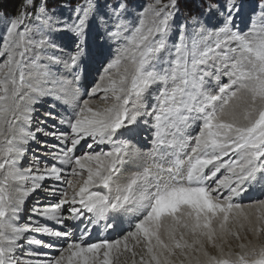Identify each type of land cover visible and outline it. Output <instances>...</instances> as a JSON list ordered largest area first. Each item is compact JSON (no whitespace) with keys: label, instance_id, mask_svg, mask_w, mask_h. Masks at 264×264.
Wrapping results in <instances>:
<instances>
[{"label":"snow or ice","instance_id":"obj_1","mask_svg":"<svg viewBox=\"0 0 264 264\" xmlns=\"http://www.w3.org/2000/svg\"><path fill=\"white\" fill-rule=\"evenodd\" d=\"M194 2L180 22L178 0H153L138 23L125 20L124 0H85L70 22L49 0H21L5 17L0 264H119L122 255L131 264H264V0ZM64 36L66 57L55 55ZM88 64L99 78L79 98ZM98 93L103 107L92 106ZM45 97L49 109L63 107L36 124L33 105ZM85 146L92 151L77 155ZM39 191L54 202L38 198L27 214ZM121 218L127 228L115 239H90Z\"/></svg>","mask_w":264,"mask_h":264},{"label":"bare ground","instance_id":"obj_2","mask_svg":"<svg viewBox=\"0 0 264 264\" xmlns=\"http://www.w3.org/2000/svg\"><path fill=\"white\" fill-rule=\"evenodd\" d=\"M62 11V10H61ZM64 14L63 16H61L62 19H66L67 18V15H65V13H61V15ZM72 18V17H71ZM129 18V17H128ZM68 20V19H66ZM69 21V20H68ZM71 21V20H70ZM69 21V22H70ZM90 25H93V20H90L89 21ZM4 27L0 30V39L3 37V33L5 32V29H6V26L3 25ZM95 26V25H94ZM92 26V27H94ZM2 27V26H1ZM91 27V28H92ZM173 33L170 34V40H172L171 38L174 36ZM169 40V41H170ZM60 44H61V47L65 48L66 51L65 52H56L55 55H63L66 57L67 55V51H70L71 49V39L69 38V36H64L62 37L59 41H58ZM171 44V43H170ZM3 47V45L1 46V48ZM115 50H113L114 52ZM114 54V53H113ZM165 57L167 56V53H164ZM3 58V57H1ZM41 63H48L47 61H41ZM53 67V70H55V67L56 66H52ZM97 69V66L94 65V64H88L86 66V69H85V75L81 78L80 82H79V92L76 93V95L79 97V98H86V95L85 94H81V90H85L86 92V87L92 83V71L93 70H96ZM27 70H30L31 72H33L34 74L35 73H39V72H43L45 71L44 68H38L35 70V67H32L30 69H27ZM61 72L62 74L67 77L69 80L72 79L71 75L67 72H63L62 70V66H61ZM95 77V76H94ZM99 78V76H96L95 77V80L97 81ZM226 80V78H225ZM29 82H33V81H29ZM214 83V82H213ZM92 84H95L94 82ZM73 87H75V84L73 85ZM91 88V87H89ZM24 92H27L28 89L25 88L23 90ZM102 95V93H98L97 96L95 97H92V101H93V104L92 106L93 107H103L104 106V103L102 101L99 100V96ZM48 98L45 97L42 99V102L40 103H37L35 105H33V107L36 109V112L33 114L34 115V119H35V123L38 124L39 123V119L40 118H44L43 117V113L45 111H52L54 112L56 115H59L60 114V108L63 107L62 105H58V107L56 109H49L48 107ZM25 104H27V101L24 102ZM148 103H149V107H151V105L153 104H156L157 101L155 99V96H149L148 98ZM47 119V118H46ZM53 123H56V121H52L51 119L48 120V124L47 125H44V127L46 128H49L50 129V125L53 124ZM199 125V122H195L192 124V126L187 129L186 131V135H190V136H194L196 133H197V126ZM35 126V125H34ZM197 128V129H196ZM151 132L152 130L149 129L148 132L146 134H142L141 135V140L143 141V143L141 144V149L144 153H147L149 151V149L151 148V139H152V136H151ZM143 138H147L148 140H144ZM40 139L44 140V139H51V138H45L43 136H40ZM54 142V141H53ZM36 147H39V145H36ZM109 146L108 145H96L95 146V151H100L102 148L103 149H107ZM89 151H92V149H88L87 147H85V149H79L77 151V155H80L81 153L83 152H89ZM31 159V154H29V160ZM44 159H47L48 160V163H52V161L50 159H48L47 157H44ZM25 166H27V162H24ZM41 168L44 167V164L41 163ZM226 172L224 169L221 170V173H218L219 176H223L225 175ZM129 175H131L130 172H125V178L128 177ZM46 185L47 184H50V183H54L52 181H47L45 182ZM39 198V201H40V206H46L47 204L51 203V202H54V201H51L50 198L47 197V194L43 191H39L38 193H35L33 194L32 197H30L27 201H26V206L31 208L36 204V200ZM245 199H247V197H245ZM30 210H29V213L27 214H30ZM27 220V217H25V221ZM43 223H45L46 225L48 226H51V227H59L58 225H55L53 222L51 221H42ZM114 224H116V227L114 229H110L108 231H104L103 230V222H101L100 225H97L94 227L93 229V238L94 240H102V239H115L117 237L118 234H120L124 229L127 228V218H121L120 221H113ZM32 235L36 236L37 238L39 239H42V240H48L49 238L47 236H43V235H40V234H37V233H33ZM78 235V233H77ZM230 243L232 244L233 246V251H236L238 250L235 245H236V242L233 240V241H230ZM25 247H28L27 245ZM34 247V246H33ZM225 250L227 251V246L225 247ZM37 251H40V252H48L50 255L53 254L52 253V250L50 249H44V248H38ZM137 251H139V249H137ZM58 255V253H55ZM34 259L36 257H33ZM40 259H43V257H39ZM138 259V257H137ZM119 264H131V258L130 256L128 255H122L120 257V260H119Z\"/></svg>","mask_w":264,"mask_h":264},{"label":"rangeland","instance_id":"obj_3","mask_svg":"<svg viewBox=\"0 0 264 264\" xmlns=\"http://www.w3.org/2000/svg\"><path fill=\"white\" fill-rule=\"evenodd\" d=\"M93 2H97V0H93ZM99 2L101 3V5H103V0H99ZM110 2H114V0H110ZM124 2L127 5V8L123 14L125 20L132 22V23H138V19H139L138 14L140 12H142L147 5L153 3V0H124ZM165 2H166V0H165ZM221 2H222V0H221ZM84 3H85V0H60V1L59 0H57V1L56 0H54V1L49 0L50 7L55 10V14L58 15L59 17H61L64 15V14L61 15V13H65V15H67L66 19H68L69 21L71 20V17H72V11L76 8V6L80 5V4H84ZM15 4L17 5V7H16V9H13L14 11L12 10L13 11L12 13L10 12V10H4L3 9V8H9L10 6L13 7ZM20 5H21V0H0V30L4 27L3 25L6 26L5 17H14L20 8ZM178 6H179V13L176 17L177 22H180L181 20L188 17V15L190 13L196 12L198 10L194 0H178ZM95 23H96L95 20H93V25H90V23H89L90 29L92 26L95 25ZM209 23L210 24L214 23V21L210 20ZM241 28H246L245 22L241 23ZM19 30L23 31L24 30L23 26H21V28ZM5 34H6V29H5V32L3 33V37L0 39V48L3 45V40H4ZM173 35L174 36L171 38L172 40H170L169 43H172L175 41V39H176L175 32ZM189 44L191 45L190 41H189ZM113 53H112V55H115V51ZM2 59L3 58L0 57V60H2ZM36 69H38V68H35V70ZM94 76L95 77L98 76L97 69L92 71V81H91L92 83L96 82ZM92 83H90L86 87V89L91 87L93 85ZM80 92L82 95L85 94V90H81ZM197 128H199V127L197 126ZM198 131H199V129H197V132ZM143 139L148 140L147 138H143ZM85 147H83L82 149H85ZM26 208L28 210H30L29 207L26 206ZM25 217H27V214H25Z\"/></svg>","mask_w":264,"mask_h":264},{"label":"trees","instance_id":"obj_4","mask_svg":"<svg viewBox=\"0 0 264 264\" xmlns=\"http://www.w3.org/2000/svg\"><path fill=\"white\" fill-rule=\"evenodd\" d=\"M50 1H54V0H50ZM57 1V0H56ZM60 1V0H59ZM10 6V5H9ZM17 5L15 4L13 7H9V8H3L4 10H10V12L12 13L14 10L13 9H16ZM13 10V11H12Z\"/></svg>","mask_w":264,"mask_h":264}]
</instances>
